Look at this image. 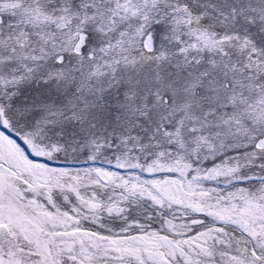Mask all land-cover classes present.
Here are the masks:
<instances>
[{"label":"snow or ice","instance_id":"6c2138e0","mask_svg":"<svg viewBox=\"0 0 264 264\" xmlns=\"http://www.w3.org/2000/svg\"><path fill=\"white\" fill-rule=\"evenodd\" d=\"M0 264H264V0H0Z\"/></svg>","mask_w":264,"mask_h":264}]
</instances>
